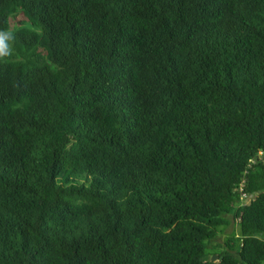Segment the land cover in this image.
I'll return each mask as SVG.
<instances>
[{
	"label": "trees",
	"instance_id": "obj_1",
	"mask_svg": "<svg viewBox=\"0 0 264 264\" xmlns=\"http://www.w3.org/2000/svg\"><path fill=\"white\" fill-rule=\"evenodd\" d=\"M0 264H264V0H0Z\"/></svg>",
	"mask_w": 264,
	"mask_h": 264
},
{
	"label": "rangeland",
	"instance_id": "obj_2",
	"mask_svg": "<svg viewBox=\"0 0 264 264\" xmlns=\"http://www.w3.org/2000/svg\"><path fill=\"white\" fill-rule=\"evenodd\" d=\"M239 232V226L236 222H232L230 226L227 227V229L221 233L216 241H210L208 242L207 251L208 255L207 257H217V254L222 252L226 249L225 241L230 237L233 233ZM211 253L213 254L211 256ZM218 258V257H217Z\"/></svg>",
	"mask_w": 264,
	"mask_h": 264
},
{
	"label": "water",
	"instance_id": "obj_3",
	"mask_svg": "<svg viewBox=\"0 0 264 264\" xmlns=\"http://www.w3.org/2000/svg\"><path fill=\"white\" fill-rule=\"evenodd\" d=\"M217 259V257H213V260H216Z\"/></svg>",
	"mask_w": 264,
	"mask_h": 264
},
{
	"label": "built area",
	"instance_id": "obj_4",
	"mask_svg": "<svg viewBox=\"0 0 264 264\" xmlns=\"http://www.w3.org/2000/svg\"><path fill=\"white\" fill-rule=\"evenodd\" d=\"M241 190H242V186H241ZM245 196V194H243Z\"/></svg>",
	"mask_w": 264,
	"mask_h": 264
}]
</instances>
